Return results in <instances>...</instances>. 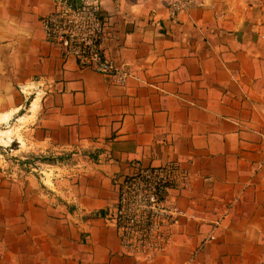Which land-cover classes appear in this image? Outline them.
<instances>
[{
	"label": "crops",
	"instance_id": "0c3cea01",
	"mask_svg": "<svg viewBox=\"0 0 264 264\" xmlns=\"http://www.w3.org/2000/svg\"><path fill=\"white\" fill-rule=\"evenodd\" d=\"M101 1L124 84L45 39L55 0H0V131L65 159L41 179L0 158V264H264V0ZM168 159L185 214L165 252L127 254L116 180Z\"/></svg>",
	"mask_w": 264,
	"mask_h": 264
},
{
	"label": "built area",
	"instance_id": "2783aa9c",
	"mask_svg": "<svg viewBox=\"0 0 264 264\" xmlns=\"http://www.w3.org/2000/svg\"><path fill=\"white\" fill-rule=\"evenodd\" d=\"M201 4L202 0H167L173 17ZM102 8L101 0H55L53 9L41 19L45 39L74 55L81 66L124 84L132 72L125 63L106 55V20ZM31 85L24 84L21 90L33 92ZM190 177V171L178 159L158 165L136 160L132 171L116 180L115 221L125 253L154 256L168 249L174 226L185 214L177 204L176 192L189 185Z\"/></svg>",
	"mask_w": 264,
	"mask_h": 264
},
{
	"label": "rangeland",
	"instance_id": "374dc122",
	"mask_svg": "<svg viewBox=\"0 0 264 264\" xmlns=\"http://www.w3.org/2000/svg\"><path fill=\"white\" fill-rule=\"evenodd\" d=\"M10 124L12 123L10 122ZM10 126L9 130L7 129L8 131H0V133H6L9 136L7 138V136L4 137V135L0 134V158L4 160L5 168L9 172L16 175L35 174L41 179L45 177L46 172L47 175L49 174L48 172H51L52 175L58 172L59 168L56 166L60 164L61 160L64 161L65 159L55 157L51 153L39 152L26 143L18 142V138L16 136L12 137L11 133L12 135H17L16 133H19V129L16 127V132H11ZM17 137L23 141L22 136L17 135Z\"/></svg>",
	"mask_w": 264,
	"mask_h": 264
}]
</instances>
